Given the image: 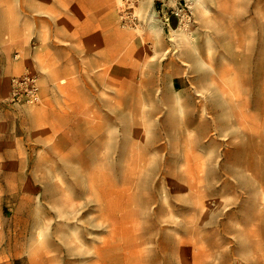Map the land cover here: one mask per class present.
<instances>
[{"label":"rangeland","instance_id":"1","mask_svg":"<svg viewBox=\"0 0 264 264\" xmlns=\"http://www.w3.org/2000/svg\"><path fill=\"white\" fill-rule=\"evenodd\" d=\"M26 73L0 264H264V0H0V80Z\"/></svg>","mask_w":264,"mask_h":264},{"label":"built area","instance_id":"2","mask_svg":"<svg viewBox=\"0 0 264 264\" xmlns=\"http://www.w3.org/2000/svg\"><path fill=\"white\" fill-rule=\"evenodd\" d=\"M137 0H125L126 4H133ZM190 7V6H189ZM176 15H179L176 13ZM185 20L190 21V11L185 12ZM120 21L125 28H133L137 24V18L128 8H123L120 15ZM40 99L39 85L37 78L31 74H23L19 77H13L10 80V93L4 100L6 103L14 104H34Z\"/></svg>","mask_w":264,"mask_h":264},{"label":"crops","instance_id":"3","mask_svg":"<svg viewBox=\"0 0 264 264\" xmlns=\"http://www.w3.org/2000/svg\"><path fill=\"white\" fill-rule=\"evenodd\" d=\"M4 45L5 46H3L2 49L6 50L7 52L8 51L10 52L12 47H13L10 44V40H8L7 43L4 41ZM161 66L163 68L166 67L168 69L169 64H167V63L161 64L160 62L155 63V72H153V78L155 77V81L153 79V82L151 83V90L153 92H157V91L165 92V91H167L170 93L171 91H174L176 89L175 87H176V83H178V81H177L178 76H173V75H170L169 73H166L165 69L164 70L159 69ZM193 74H194V76L192 77ZM21 75H15L13 77H18ZM187 76H189L187 78L189 85H193V84L197 83L195 73H193V72H190V74L187 73ZM161 77H164V79H165L164 82L161 81L163 79V78L161 79ZM206 79H207L206 77H202V76L200 78V80H201L200 89L204 90V91H207L210 87V86L208 87V82L206 81ZM10 80H11V78L7 80V77L4 80H0V101L5 100L10 93ZM202 80H205V81H202ZM42 81L43 80H41V82H40V80L37 79L38 85L39 84L41 85V83H43ZM184 84H186L185 81H184ZM209 85H210V83H209ZM40 96L43 97V92H40ZM203 105L206 106V103H203ZM33 112H35V114H38L39 109H36ZM2 116H3V113L1 112L0 118Z\"/></svg>","mask_w":264,"mask_h":264},{"label":"bare ground","instance_id":"4","mask_svg":"<svg viewBox=\"0 0 264 264\" xmlns=\"http://www.w3.org/2000/svg\"><path fill=\"white\" fill-rule=\"evenodd\" d=\"M196 4V3H195ZM197 6H198V4H197Z\"/></svg>","mask_w":264,"mask_h":264}]
</instances>
